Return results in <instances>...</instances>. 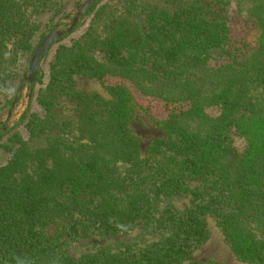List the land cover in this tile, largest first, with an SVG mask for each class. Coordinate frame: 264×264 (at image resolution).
Segmentation results:
<instances>
[{"label": "trees", "instance_id": "trees-1", "mask_svg": "<svg viewBox=\"0 0 264 264\" xmlns=\"http://www.w3.org/2000/svg\"><path fill=\"white\" fill-rule=\"evenodd\" d=\"M103 1L75 29L89 19L85 32L57 41L47 81L52 50L35 73L32 97L38 86L46 116L30 111L16 124L32 137L60 135L35 147L0 125V149L12 154L0 166V264H214L194 260L210 239L208 216L241 261L264 264V0H248L252 51L216 65L230 40L215 8L225 0ZM79 2L0 0V116L41 42ZM76 75L111 97L76 90ZM62 97L78 118L54 123ZM137 107L162 131L145 150L132 129ZM187 195L191 205L179 209ZM136 228L159 240L81 257L64 249V235Z\"/></svg>", "mask_w": 264, "mask_h": 264}, {"label": "rangeland", "instance_id": "rangeland-1", "mask_svg": "<svg viewBox=\"0 0 264 264\" xmlns=\"http://www.w3.org/2000/svg\"><path fill=\"white\" fill-rule=\"evenodd\" d=\"M117 1L118 0H104L103 3L117 4ZM147 1L156 2V0ZM225 1L227 6L225 4H222L221 6L215 4V8L219 7V10L223 11L226 14V17L228 18L230 40L226 51L224 50L223 52H214V58L212 59V63L214 65L228 61L229 57L232 59H240L241 57H243V55L249 54L252 51L253 47L250 16V9L253 3L249 2L248 0ZM224 5L226 6V9L223 8L225 7ZM76 7H74V9ZM74 9H72L68 14H70ZM88 20L87 22L82 24L76 31H74L68 38H66L63 43L70 44L73 39L77 38L83 32H85L88 27ZM55 49L56 45L51 49L52 51L50 52L48 59L43 64L44 70L47 74L45 79L46 81L48 79L50 69L49 62L53 58ZM74 88L76 90L99 93L105 98L111 97L108 90H106L104 85L98 79L89 78L83 75L75 76ZM37 89L38 86L34 91V96L32 97L29 107L23 110L22 116H19L22 109L19 107L16 109L14 116L9 122L10 127H16V124L21 120V118L26 113L28 114V112L30 111H38L41 116H46V113L43 112L42 108L37 104ZM7 113L8 112L1 115L0 119H4ZM52 116V122L61 123L63 120L66 119H77L78 112L73 102L62 97L59 99L58 105L54 109ZM132 129L135 135L141 139L144 150L156 138L162 135L161 129L154 123L150 114L140 107H137L135 109V115L132 122ZM15 130L20 132L23 135L24 139L27 140L29 144L35 147H43L47 145L48 139L50 137L60 135L59 130H50L39 136L32 137L30 136V133L28 132L25 126V123L18 124ZM234 142L235 146L239 150H243L246 146V141L237 134L234 135ZM11 156L12 154L6 151L4 148L0 149V166L5 164L11 158ZM200 183L201 180L197 179L191 184L192 186H196ZM175 205L179 209H184L190 206L191 196L187 195L176 200ZM207 221L210 230V239L202 247L195 251L194 260L199 262H212L214 264H255L252 262L241 261L237 257V255L231 250L230 246L226 242L225 236L218 224L217 219H215L213 216H208ZM56 228L57 227L55 225L52 226L51 231H55ZM62 238L64 241H66L64 249H66L69 254L75 257H81L86 254L95 253L101 249L119 251L127 247H144L150 244L151 242L159 240V237L155 235L145 234V231L141 230L140 228L128 230L126 232H122L113 236H100L92 234L81 238H69L64 235Z\"/></svg>", "mask_w": 264, "mask_h": 264}, {"label": "water", "instance_id": "water-1", "mask_svg": "<svg viewBox=\"0 0 264 264\" xmlns=\"http://www.w3.org/2000/svg\"><path fill=\"white\" fill-rule=\"evenodd\" d=\"M95 1L96 0H81L78 6L57 23V25L47 34L32 56L20 82L18 94L16 95L13 105L6 114V117L0 119V124L7 122L13 117L18 107L22 109L19 116H22L23 110L29 107L32 100L34 76L42 60L56 45L60 38L75 31ZM8 127H10V125L4 126L3 131H6Z\"/></svg>", "mask_w": 264, "mask_h": 264}, {"label": "flooded vegetation", "instance_id": "flooded-vegetation-1", "mask_svg": "<svg viewBox=\"0 0 264 264\" xmlns=\"http://www.w3.org/2000/svg\"><path fill=\"white\" fill-rule=\"evenodd\" d=\"M11 118H12V117H11ZM11 118H10L7 122H4V123L0 124V125L2 126V128H3L4 126H6V125H9V122H10Z\"/></svg>", "mask_w": 264, "mask_h": 264}]
</instances>
